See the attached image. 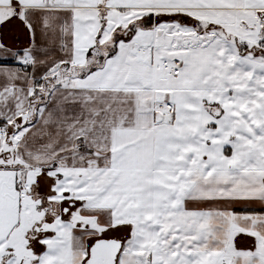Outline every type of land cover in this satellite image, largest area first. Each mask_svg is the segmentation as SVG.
Masks as SVG:
<instances>
[{"label": "snow or ice", "instance_id": "obj_1", "mask_svg": "<svg viewBox=\"0 0 264 264\" xmlns=\"http://www.w3.org/2000/svg\"><path fill=\"white\" fill-rule=\"evenodd\" d=\"M0 264H264V0H0Z\"/></svg>", "mask_w": 264, "mask_h": 264}]
</instances>
